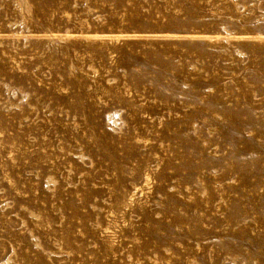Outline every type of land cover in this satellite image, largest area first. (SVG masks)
<instances>
[{
	"label": "rangeland",
	"instance_id": "obj_1",
	"mask_svg": "<svg viewBox=\"0 0 264 264\" xmlns=\"http://www.w3.org/2000/svg\"><path fill=\"white\" fill-rule=\"evenodd\" d=\"M0 264H264V0H0Z\"/></svg>",
	"mask_w": 264,
	"mask_h": 264
},
{
	"label": "bare ground",
	"instance_id": "obj_2",
	"mask_svg": "<svg viewBox=\"0 0 264 264\" xmlns=\"http://www.w3.org/2000/svg\"><path fill=\"white\" fill-rule=\"evenodd\" d=\"M33 37V36H32Z\"/></svg>",
	"mask_w": 264,
	"mask_h": 264
}]
</instances>
